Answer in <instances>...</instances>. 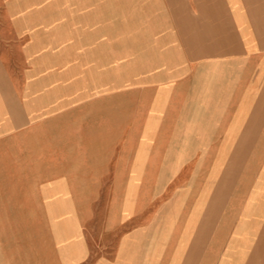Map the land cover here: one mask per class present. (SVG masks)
Returning <instances> with one entry per match:
<instances>
[{
	"label": "crops",
	"instance_id": "0c3cea01",
	"mask_svg": "<svg viewBox=\"0 0 264 264\" xmlns=\"http://www.w3.org/2000/svg\"><path fill=\"white\" fill-rule=\"evenodd\" d=\"M165 2L182 49L264 51V0ZM47 20L29 0H0V264H264V218L229 198L223 170L209 198L189 184L157 201L173 179L209 178L185 169L190 151L178 153L190 143L177 142L176 124L190 121L176 114V95L130 118L126 110L113 136L110 91H71L70 77L48 74L64 65L50 61L48 36L64 32ZM7 58L19 61V78ZM96 217L92 243L85 226Z\"/></svg>",
	"mask_w": 264,
	"mask_h": 264
},
{
	"label": "rangeland",
	"instance_id": "374dc122",
	"mask_svg": "<svg viewBox=\"0 0 264 264\" xmlns=\"http://www.w3.org/2000/svg\"><path fill=\"white\" fill-rule=\"evenodd\" d=\"M165 1L29 0L32 10L47 14L49 26L63 27L64 33L48 36L54 47L48 53L54 63H61L55 55L63 57L64 65L48 67V74L70 77L72 81L64 85L71 91L91 90L93 85L96 93L110 91L113 136L126 110L130 118L136 107H162L167 97L176 95L183 105L176 114L190 121L184 129L181 122L176 124L177 142L182 138L190 143L177 147L178 153L190 151L185 169L202 171L209 178L173 179L169 192L157 201H167L175 187L189 184L195 189L205 185L209 198L217 181L211 176L223 170L220 181L234 188L229 198L244 206L252 203L259 222L264 218V51L182 49L183 36L174 20L167 19ZM93 42L91 63L88 43ZM6 61L8 71L19 78L23 69L16 64L19 61ZM14 85L21 97L23 83ZM0 102L1 107L8 106L6 98ZM3 112L1 108V127ZM99 220L93 218L85 226L92 243L101 239ZM256 258L258 262V254Z\"/></svg>",
	"mask_w": 264,
	"mask_h": 264
}]
</instances>
